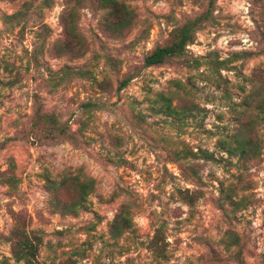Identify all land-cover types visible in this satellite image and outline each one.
Segmentation results:
<instances>
[{"label": "rangeland", "instance_id": "1", "mask_svg": "<svg viewBox=\"0 0 264 264\" xmlns=\"http://www.w3.org/2000/svg\"><path fill=\"white\" fill-rule=\"evenodd\" d=\"M121 1L120 34L77 4L59 54L68 0H0V264H23L21 229L37 264H264V0ZM196 18L186 55L142 66ZM63 177L92 179L75 211Z\"/></svg>", "mask_w": 264, "mask_h": 264}, {"label": "trees", "instance_id": "2", "mask_svg": "<svg viewBox=\"0 0 264 264\" xmlns=\"http://www.w3.org/2000/svg\"><path fill=\"white\" fill-rule=\"evenodd\" d=\"M84 1L90 0H68V4L71 5V9L63 13L62 22L64 26L65 36L58 42L56 48L59 54L73 53V50L78 45H81L83 36L79 32L77 25V13L75 6ZM97 1L100 8L104 10L102 24L104 30L110 32L122 33L126 30L133 22V11L121 0H94ZM23 14L20 10L13 14L6 15L8 22L12 23V19L17 18ZM207 14V13H206ZM200 18H196L192 21L184 23L178 28L174 38L167 44L157 45L152 50L144 54L142 59V66L149 67L155 65H161L173 57H182L186 55V45L191 43L194 39L195 27L199 23ZM77 49V48H76ZM36 49L31 54L36 53ZM221 63V62H220ZM131 74H126L122 79L119 80L117 90L123 89L128 85L129 81L133 78ZM161 99L165 101V111L169 114L174 112L175 106L171 104V98L169 96H161ZM97 102L86 101L82 103V107L89 108L95 106ZM35 113L34 126L36 129H44L50 137L59 138L61 135L68 134V131L63 127L62 123L58 120L56 115L47 114L43 112L41 107H37ZM47 123V124H46ZM42 131V130H41ZM55 132V134H54ZM70 180L73 190L77 193L78 199L69 204H63L65 211H75L76 207L80 205L87 194L92 190L93 184L92 179H79L63 177L61 182H52L57 186L58 183L65 185ZM127 211L124 210V214L120 212L116 216H127ZM127 221V220H125ZM21 229L20 227H17ZM19 232V231H18ZM21 234V235H20ZM15 242L16 249L14 253L17 260H23V264H37L34 261L33 255V242L28 238L25 230L21 229L20 233Z\"/></svg>", "mask_w": 264, "mask_h": 264}]
</instances>
